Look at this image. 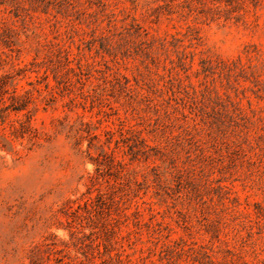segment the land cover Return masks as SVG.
<instances>
[{
    "label": "rangeland",
    "instance_id": "374dc122",
    "mask_svg": "<svg viewBox=\"0 0 264 264\" xmlns=\"http://www.w3.org/2000/svg\"><path fill=\"white\" fill-rule=\"evenodd\" d=\"M0 264H264V0H0Z\"/></svg>",
    "mask_w": 264,
    "mask_h": 264
}]
</instances>
